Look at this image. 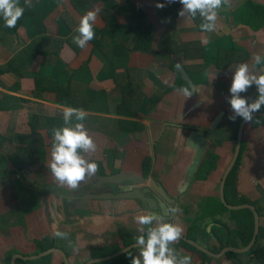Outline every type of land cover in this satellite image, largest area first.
I'll return each mask as SVG.
<instances>
[{
  "label": "crops",
  "instance_id": "crops-1",
  "mask_svg": "<svg viewBox=\"0 0 264 264\" xmlns=\"http://www.w3.org/2000/svg\"><path fill=\"white\" fill-rule=\"evenodd\" d=\"M156 1L158 0H152V3ZM127 2L130 6L123 0H72V3L70 0H31L32 6L25 7L24 11L28 16L21 24L18 23L20 20L17 21L16 26L11 29H15L13 32L4 35L0 30V68L17 60L12 71L0 73V134L6 136L0 147V156L5 155L7 158V161H3L6 171L0 162V264H11L14 258L17 264H22V261L32 264V261L18 255H37L32 239L45 233L53 241L54 237L51 236L54 225L66 232L68 239L58 238L59 247L66 255L56 253L60 256L51 259L52 264H126L125 253L121 254L119 251L129 246L134 256L139 255L138 250L132 247L135 237L141 234L137 229L143 227L146 233L148 227L137 224L134 212L125 215L116 213L118 216H115V220H110V215L96 212L102 210L108 202L101 206L97 200H88V206L94 211L75 208L71 212L68 206L75 200L72 196L79 192L69 191L68 187L59 185L52 177L47 167L51 159L52 139H45V143L49 142L50 145L45 156L35 163H26L24 167L11 166L10 154L16 150L15 146L33 145L40 148L43 146V137H48V130L45 129H39L38 133L32 132L30 122L32 123L33 116L63 119L64 106L84 109L88 116L83 123L98 151L91 159L98 164L99 170L102 168L101 173L123 170L140 175L145 171L144 162L149 161L151 170L161 178L170 195L177 198V187L183 185L184 179L181 174L178 177L179 169L176 166L164 164L166 158L169 163L172 162V158L164 155V151L183 145L181 136L185 138L190 135L194 126L202 125V119L211 122L214 115L223 110L232 115L230 104H226V97L231 95L230 92L227 93V88L232 68L221 72L216 67L212 50H216L219 44L230 46V40H216L213 33L206 32L210 43L201 60L202 71H199L196 66L200 60L176 55L169 45L167 47L164 44L166 34L173 41L179 29L170 32L166 23L159 22L154 15L160 9L150 17L154 23V52L131 53L127 70L109 68L113 43L126 47L133 44L138 22L133 21L132 12H137L135 8H139L141 12L147 13L149 0ZM95 9H99L94 26L98 30L97 36L85 48H80L73 42V37L78 35L80 18ZM174 10V2L161 9L168 16L171 14L166 13L174 14ZM56 11H59L58 16H54ZM124 12L129 13V20H126ZM181 20L185 25L190 22L187 17ZM131 22L133 29H129ZM124 26L129 30L113 40L110 36L112 30ZM232 26L233 23L226 26L228 32L232 30ZM8 28L0 17V29ZM221 29L222 27L217 28L219 31ZM192 31L194 30L190 28L182 30V38L193 40L195 34ZM244 31L247 30L239 26L233 31V37L239 38ZM263 34L264 32L261 33L262 36ZM94 40H97L96 43H93ZM263 41L261 38L256 47L261 46ZM99 42H102V48H96ZM161 44L164 45L162 50ZM32 45L38 49L36 56L32 54ZM42 52L46 55H40ZM167 53L177 57L176 60L168 57ZM161 59L165 61H159ZM179 61L188 74L203 73L197 79L205 77L206 68L208 72L215 73V79L211 80L208 76L206 83L196 86L198 92H193L185 100L177 91L183 87L181 83L189 85L177 72ZM173 65L176 71L173 70ZM224 65L225 63L223 68ZM177 79L183 82L180 83ZM207 92L214 94L209 96ZM58 93L63 101L61 103ZM5 95L24 98L27 102L22 104V109H17L13 107L17 102ZM3 100L7 103L4 104ZM3 105L9 106V109L4 110ZM236 119L232 122L228 118L223 120L227 133L234 134L238 123ZM221 126L215 131L213 144L222 137ZM243 141L246 154L238 187L253 196L260 208L259 230L252 246L250 244L256 228L255 216L252 215L254 213L237 212L242 208H228L219 195L222 167L228 161L227 156L220 160L217 172L210 175L208 180H194L183 197L182 209H178L193 216V221H197L195 218L204 212L205 216L196 224L200 228H206L196 238L208 251L221 255L228 247L249 248L248 252L240 255L228 254L238 260L239 264H264V193L257 189L260 172L257 168L264 156V126L250 128ZM253 171L256 174H251ZM260 187L264 192V188ZM232 196V190H228L227 202ZM134 203L136 202L127 204L133 206ZM221 203L226 207L225 210H221ZM170 207L174 208V204ZM180 218L182 214L177 213L172 222ZM221 222L232 229L243 222V229L239 230L238 236L232 238L231 243V236H226L227 241L220 245L214 240V231L221 232L224 229ZM191 237H194L193 232ZM252 249L255 250L254 253ZM224 264L234 263L226 261Z\"/></svg>",
  "mask_w": 264,
  "mask_h": 264
},
{
  "label": "clouds",
  "instance_id": "clouds-1",
  "mask_svg": "<svg viewBox=\"0 0 264 264\" xmlns=\"http://www.w3.org/2000/svg\"><path fill=\"white\" fill-rule=\"evenodd\" d=\"M167 2L173 3L175 0H167ZM229 2L230 0H179L182 8L178 11V15L182 18H196L199 15L202 20L201 30L213 32L216 29L219 10ZM31 6V0H24L23 5L20 0H0V17L3 18L5 27H15L23 16L25 7ZM155 6L162 9L165 4L158 2ZM98 11L99 9L90 10L80 18L78 35L73 37V42L78 47L85 48L88 42L94 39ZM254 65L260 66L257 72L250 73V67L246 63L239 64L233 72L229 88L231 95L226 97L232 110L230 120L234 121L240 117L246 123L252 122L253 114L264 106V57L256 54ZM208 75L211 80L215 79V73L208 72ZM253 85L258 90L254 99L249 100L246 95H241L247 93ZM177 91L186 100L193 92H198V89L190 84ZM87 116L88 113L82 108L64 106L63 124L51 130L53 137L51 159L47 167L59 185L73 190L98 171V164L91 159L97 145L83 123ZM178 211V208H169L167 215H163L137 209V224L148 227L146 233L143 227L137 229L141 234L135 237V244L132 247L138 249L139 255H132L131 248L126 250L131 258V264H191L190 254L181 255L172 247L181 239L184 231L181 224L172 222ZM53 236L68 239V234L60 231L55 225ZM69 244H71L70 240Z\"/></svg>",
  "mask_w": 264,
  "mask_h": 264
},
{
  "label": "flooded vegetation",
  "instance_id": "flooded-vegetation-1",
  "mask_svg": "<svg viewBox=\"0 0 264 264\" xmlns=\"http://www.w3.org/2000/svg\"><path fill=\"white\" fill-rule=\"evenodd\" d=\"M247 7L256 8V10L262 11V14L264 16V0H230L228 5L222 7L219 10L218 20H217V25H216L215 31L209 32V33L214 34V37L216 40L225 39L228 36L231 37L230 38V42H231L230 46L219 44L216 50L213 49V54H214V57L216 59V67L221 72L229 71L232 68V72L230 73V79H229V83H228L227 93L230 92L229 88H230L231 78H232L233 72L235 71V68L238 67L239 64L246 63L250 67L249 68L250 73L251 72H257V68L260 66L254 65V56L256 54H259L262 57H264V41L262 42L261 46L256 47L257 42L261 38H263V40H264V36L261 35V33L264 32V19L262 20L263 26L259 29H255L251 25L241 23L234 15L235 11L238 10L239 8H247ZM181 8H182V5L179 3V0H175V2H174L175 11L177 12V10L179 11ZM190 19H191V17H190ZM190 22L193 24L192 27H190V29L194 30V31H192V33L195 34V37L193 38L194 41H191L190 43H185L184 39L181 36L182 31L178 30L177 36L173 40V46L175 48L174 53L176 55H179V56H186L187 52L183 53V52H179V51L181 49L185 50L184 47L187 46L188 47L187 51L189 53H193V55L196 57L197 60H199V59L202 60V59H204V57L206 55V47L208 46V43H210V39L208 38V34L205 31H200L198 29V25L202 22V20H199V21L194 20V21H190ZM230 23H233V26L231 27L232 30L228 32L229 29H226V26L228 27ZM239 26H243V28H245L247 31L246 32L244 31V33L242 35H240L239 38H235V37H233V31L236 28H238ZM218 27H222V29L219 31V30H217ZM235 39H237V41H235ZM202 41H206V42H202ZM240 43L245 45L246 48L243 45H241ZM217 60H220L222 62L220 64H218ZM223 63H225L224 68L222 67ZM199 67L202 68L201 66H199ZM205 71H206L204 74L205 77L202 80L197 79V77H200V75L203 73H200L198 75H191L190 73L188 74L189 78L192 80V83L195 86L198 87V86L202 85L201 83H206V78H209L208 77L209 76L208 75V68H206ZM178 81L180 83L183 82L182 80H178ZM181 84H183V87L186 86V84H184V83H181ZM220 86H222V85L220 84ZM220 89H221V87H220ZM257 91H258L257 88L255 87V85H253L248 90L247 93H241V95H246L249 98V100H252L255 98ZM207 93L209 96L214 94L213 92H207ZM226 104H228V102ZM220 113H222L223 116L221 117L220 123L218 124L216 130L218 129L219 125H222L221 128H223V132L220 135L222 137L219 138V140H216L218 142L217 143L214 142L215 144H213V142H212L215 140H211V139L206 138V139H208V142L206 143V147L204 149L205 152L201 158L202 161H201L200 167H199L196 174L199 177L202 167L204 166V168H205V164H206V162H208L207 158L211 157L212 164L210 163L208 165V167H209L208 169L205 168V176L203 178L199 177L201 180H208L210 175L217 172V170L219 168L220 160L224 156H227L228 161L222 167V176L220 179L221 183H222L223 177L226 176L225 198H226L227 191H228L227 190L228 187H226V186L230 185L229 181H231L232 182L231 186H233V188H231L232 192H233V196H232V199L230 201H228L229 204L231 203L230 205H232V206H237V205L244 206V207H241L242 209L238 208L239 210L237 212L247 211L251 214L254 212L252 211L250 206L255 205L256 207L255 206L254 207L256 208L258 213H260L259 205L254 200L253 196L242 191L238 187V185H239L240 175H242L241 170H242V167L244 166V160H245V154H246V148L244 147L243 137L245 136V134L248 133V130L250 128L256 129L259 126H264V115H260V113H264V106H262L260 111L253 114L254 116H253L252 122H248V123L245 122L241 137L239 136V128L241 126V123L243 122V119L240 117L238 119H236V120H238L237 121L238 123H237V126L235 127L234 134L233 133H227L226 127L223 124V120L225 118L229 119L230 115H229L227 110H223V111H218L214 116L217 117ZM202 117H204V116H202ZM202 120H203L202 125L194 126V128L197 127V129H201V130L205 131L207 128H209V125L211 124L212 120H211V122H205L206 121L205 119H202ZM229 121L232 122V120H230V119H229ZM221 122H222V124H221ZM166 127H167V125L165 126L164 129H166ZM237 127H238V129H237ZM191 133H192V131H191ZM226 133H227V135H226ZM228 134H230V135H228ZM214 139H215V137H214ZM239 139H241L240 146H238ZM180 140H182L183 145H178L177 148H171V150L174 152H172L170 149H167L164 151V155L172 158L171 163H169L168 162L169 160L166 158L164 164H171L173 166H176L177 169H179L177 171L178 177H180L179 175L181 174V177L184 179V182H183V184H184L185 180H186V177H185L186 168L189 166V164L192 161L193 156L195 155V151H194L195 148L194 147L192 148L191 145L189 144V143H191V140H192L189 135H186L185 138H183V136H181ZM179 146H182V148H179ZM263 159H264V156H263ZM263 159H262V161H263ZM262 161L260 163L259 168H257V170H260V172L258 173V179L259 180L257 183V186H258L257 189L259 191H261L262 193H264L262 188L260 187V186H262L264 188V173H263V168H262ZM101 169L102 168H100V170ZM111 173H116V172L113 171ZM251 174H256V171H253ZM140 176H145V177H148L149 179L154 178L155 180H157L160 184H162L164 186V184L161 181V178L158 177L157 174H155L151 170V167L149 166V164H148V167L145 168V171H143L140 174ZM260 176H263L262 179H260ZM220 188H221V185L219 186L218 189L220 190ZM123 190L124 189H120L121 192H124ZM115 195L117 197L116 199L119 200L120 202L124 203L126 206H127V203H130L133 201L136 202L135 199H127L123 195H119L117 193H115ZM219 195H220V192H219ZM70 196H72V195H70ZM72 197H74V196H72ZM110 200H111V198L99 199L97 201H98V204L103 206L104 203L109 202ZM135 205H136V209H139L137 206V202ZM71 212H73V211H71ZM129 212H131V211H127L125 214H127ZM177 213L182 214V218L178 219V221L176 220V222H178L179 224L182 225L184 231H183L181 239L178 242L174 243L172 245V247L175 248L181 255L190 254L193 251H198V249H196V247H201V243L197 240L196 236L199 233H201L206 228V226H202V228H200L196 224V222L205 216L204 212L195 218V219H197V221L196 220L193 221V216L188 215V213H186V212L183 213V211L180 209ZM252 215H254V214H252ZM115 216H118V215H116V213L113 211L112 214L109 216V219L115 220L116 219ZM222 225H223L224 229H221V230H223V231H221V232H216V230L214 231L215 232L214 240L216 242H219V245H220V243H225L227 241L226 236H228V237L231 236V238L229 239V243H231L233 241L232 238L235 236H238L239 230L241 228L243 229V222L238 223V225L234 229L230 228L228 225H226L224 223H222ZM119 229H121V227ZM192 232L194 233V237H191ZM51 237H54V236H51ZM32 242L36 246V252H37V255L32 253V264H36V263H38V264H52L50 262V260L55 258V257L60 256V255H56V253H63L64 256L66 255L65 252L59 247L58 238H56V237H54L53 241H51V239H49V235L43 233V234H41V237H34L32 239ZM120 249L121 248H119V250ZM122 249L123 250H120L119 252H123V251L129 249V246H126L125 248H122ZM136 250H138V249H136ZM135 251H134V253H135ZM125 255L127 258L131 259L127 255V253H125ZM132 255H133V253H132ZM201 257L208 260V257L206 255H202V253H201ZM199 262H200V257H193L191 259V264H199ZM11 264H12V262H11ZM16 264H17V262H16Z\"/></svg>",
  "mask_w": 264,
  "mask_h": 264
},
{
  "label": "water",
  "instance_id": "water-1",
  "mask_svg": "<svg viewBox=\"0 0 264 264\" xmlns=\"http://www.w3.org/2000/svg\"><path fill=\"white\" fill-rule=\"evenodd\" d=\"M166 55L168 57H171L173 60H176L177 58L171 53H167ZM177 72L180 74L182 80L189 83V85L193 84L192 80L188 76V73L183 67L181 61H179ZM260 115H264V113H260ZM222 116L223 114L220 113L217 117H215L212 120L211 124L209 125V128H207L205 131L201 129H197V127L196 128L193 127L191 129L192 133L189 136L191 137L192 140L191 143L189 144L191 145L192 148L193 147L195 148L194 150L195 155L193 156L189 166L186 168L185 183L182 186L179 185L177 187V191L179 194L177 198H174V196L170 195L169 191L154 178L149 179L148 177L140 176L134 173H128L123 170H120L116 173H107V172L101 173L98 168V171L94 176H92L89 179H86L85 181H82L79 184V186L75 189L76 191L79 192V194L74 196L75 200L72 203V205L68 206V209L70 211H74L75 208L83 211H87V210L94 211L91 206H88V200L93 201V200L111 198L108 204L105 207H102V210L96 212L108 216L111 215L113 211L115 213H121L120 215H124L127 211H131L136 213V215H138L135 205L136 203H134L133 206H131L130 204H127L126 206L124 203L116 199L117 197L115 193L119 195H123L127 199H135L139 209L149 211L152 213H160L163 215H167L168 209L171 208L170 207L171 204H174V208L180 207L182 209L183 197L188 193V189L191 186V184L194 183V180H197L196 173L200 167L202 161L201 158L205 152L204 149L206 147V143L208 142V139L214 140V134L218 124L220 123V119ZM244 124L245 121L243 120L239 128L240 137L242 135ZM240 142L241 139H239L238 141V146H240ZM262 168L264 173V160L262 162ZM225 184H226V176L223 177L220 188V197L222 202L225 204V206L233 209L244 207L240 205L232 206L227 202L225 198ZM120 189H124L123 190L124 192H121ZM68 190L74 191L73 189H68ZM250 207L254 212L255 222H256L255 233L252 242L250 244V246H252L258 234L260 215L253 205ZM176 216L177 213L175 214V217ZM218 227H221V225L218 224ZM213 237L215 238V235H213ZM196 249H198V251H193L192 253H190V255L192 258L200 257L199 264H224V262L226 261H230L234 264H239L238 260L230 256V254L228 253L230 252L232 254L240 255L248 252L249 250V248L234 249L233 247H228L224 251H222L221 255H217L215 253L208 251L206 248L202 246L196 247ZM124 253H126V250L121 252V254ZM201 253L202 255H206L208 257V260L201 257ZM18 257L22 259H26L27 261H32V256L26 257V256L18 255ZM12 264H16V258L12 260Z\"/></svg>",
  "mask_w": 264,
  "mask_h": 264
},
{
  "label": "trees",
  "instance_id": "trees-1",
  "mask_svg": "<svg viewBox=\"0 0 264 264\" xmlns=\"http://www.w3.org/2000/svg\"><path fill=\"white\" fill-rule=\"evenodd\" d=\"M124 2H126V5H129V3L127 2L128 0H123ZM164 3L165 6L166 5H170L172 3H168L167 0H158L154 3H152V0H149L148 3V7H147V16L145 13L141 12V10L139 8H135L137 12H132V18L133 21H137L138 22V27H136L135 29H137L136 33H135V39H133L132 41V46H122L118 43H113V47L114 49L111 51V56L109 57V68L113 69V70H118V69H129V67L127 66V63L129 62V56L131 53L133 52H138V53H152L153 51V42H154V37H153V25L154 23L152 22V20H150V17L157 11L159 10V8H157L155 5L157 3ZM21 4H24V0H20ZM70 3H72V0H70ZM152 3V4H151ZM105 6V5H104ZM130 6V5H129ZM141 9L142 7L139 6ZM103 7H100V9H102ZM175 11V10H174ZM125 14V18L126 20L130 19V15L127 12H124ZM166 14H171V15H164L163 12L158 11V13H156L154 16H156V18L159 19L160 23H166L167 24V28H169V31L172 32V30L174 29H179V30H184L187 28L192 27L191 25H193L191 22H189L188 25L182 24V17H180L178 15V10L177 12L175 11L174 14L173 13H166ZM59 15V11H56L54 13V16H58ZM235 17L244 24H248L253 26L255 29H259L263 26L262 24V20L264 19V16L262 14V11L256 10V8H251V7H247V8H239L238 10L235 11L234 13ZM28 16V13H24L23 16L19 19L20 21H18V23L24 20V18ZM153 16V17H154ZM155 18V17H154ZM189 21H199L201 20V18L199 17V15H197L196 18H191L187 17ZM147 19V21H146ZM141 21L143 23H141ZM132 23V22H131ZM201 24V23H200ZM200 24L198 25V29L200 31ZM21 26V25H19ZM20 28V27H19ZM133 23L132 25L129 27V29H133ZM12 28H8V29H0L4 35L9 33L10 31H14L15 29L11 30ZM127 29V27H117L116 29L112 30V32L110 33V36L112 37L113 40L116 39V36L119 34H122L125 30H129ZM95 36H97L98 30H95ZM99 32H103L102 30H99ZM203 34V33H202ZM167 36H165L164 38V44L170 46V50L172 52H175V48L173 46V41L170 39L169 34H166ZM97 40H94L93 43H96ZM191 41L194 40H187L186 38H184V42L185 43H190ZM102 42H99L96 44V48H102ZM163 44L160 45V50L163 49ZM34 45H32V54L33 56H36L38 54L37 52V48ZM185 50L181 49L179 52H183L186 53V56H190L193 59H196V57L193 55V53H189L188 47L185 46L184 47ZM41 51V50H40ZM46 55L45 52L40 53V55ZM115 58H117V61H115ZM200 61H197V69L202 71V68H200L199 66H201V59H199ZM17 62V60L15 59L13 62L8 63L6 66H4L3 68H0V73H4L6 71H12L14 64ZM218 64H220L222 61L217 60ZM174 70V69H173ZM203 74L200 75V77H202ZM59 95V102L61 103V97H60V93H58ZM5 97H9L11 99H13L12 101H16L17 104L13 105L14 108L17 109H22V104L26 103L27 100L24 98H19V97H13V96H9V95H5ZM125 101V100H124ZM63 102V101H62ZM3 103L6 104L7 102L3 100ZM3 109L4 110H8L9 106H5L3 105ZM63 124V119H56V118H45V117H39V116H33L32 117V123L30 122V127L32 129V132H39V129H45L48 130L46 131V133H48V137H43V146L42 147H36L33 145H18L15 146L16 150L13 152V154H10V158L12 160V164L11 166H16V167H24V165H26V163H35L36 161H38L40 158H42V156H45V151H47V147L50 145L49 142L45 143V139H53L52 137V132L51 130L54 127H60ZM36 126H39L38 128ZM5 135L0 134V147H2L3 141L5 140ZM50 141V140H49ZM7 161V158L5 155H1L0 156V162H2V166L4 171H6V166L4 164V162ZM24 161V162H23ZM206 164H205V168L208 169V165L211 163L212 164V159L211 157L207 158ZM149 164V161H145L144 162V168H147ZM205 168L204 166L202 167L201 171H200V175L199 177L203 178L205 176ZM3 171V172H4ZM5 173V172H4ZM198 177V176H197ZM198 177V179H200ZM230 185H227L226 187H228L227 190H232L231 188H233V186H231L232 182L229 181ZM221 210H225L226 207L223 205V203L220 204ZM255 250L253 251L252 249V253H254ZM22 261V260H21ZM22 264H29V262H21Z\"/></svg>",
  "mask_w": 264,
  "mask_h": 264
},
{
  "label": "rangeland",
  "instance_id": "rangeland-1",
  "mask_svg": "<svg viewBox=\"0 0 264 264\" xmlns=\"http://www.w3.org/2000/svg\"><path fill=\"white\" fill-rule=\"evenodd\" d=\"M225 34V33H224ZM230 36H228V37H226L225 39H228V40H230ZM224 40V39H223ZM225 41V40H224ZM235 41H237V39H235ZM226 42V41H225ZM241 45H243L242 43H240ZM244 47H245V45H243ZM246 48V47H245ZM213 50V49H212ZM158 59H156V61H157ZM159 61H162V62H164L165 60L164 59H161V60H159ZM167 61V60H166ZM170 64L172 65V62H170ZM173 69L176 71V68H175V66L173 65ZM226 131H227V129H226ZM96 152L98 153V151L96 150ZM126 264H127V262H129V263H131V259H129V258H127V259H125V261H124Z\"/></svg>",
  "mask_w": 264,
  "mask_h": 264
}]
</instances>
